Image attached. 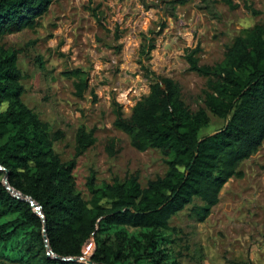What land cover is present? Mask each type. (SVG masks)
I'll return each instance as SVG.
<instances>
[{
	"label": "trees",
	"instance_id": "trees-1",
	"mask_svg": "<svg viewBox=\"0 0 264 264\" xmlns=\"http://www.w3.org/2000/svg\"><path fill=\"white\" fill-rule=\"evenodd\" d=\"M53 2L0 0V263L88 264L81 258L93 241L94 264H180L171 219L193 205L194 219L206 221L225 185L244 177L240 166L264 142V25L237 37L215 65L200 64L199 48L186 49L190 70L206 79L204 106L195 112L173 79L146 65L155 40L145 38L139 65L150 92L129 116L114 99V126L130 136L137 151L157 149L169 158L167 171L145 188L137 176L97 187L91 175V196L85 199L74 171L77 159L95 144L94 132L80 127L74 159L62 161L55 145L64 132L25 103L19 51L1 44L6 35L35 28ZM224 2L238 8L233 0ZM65 75L75 78L76 95L83 98L87 74L77 69ZM210 114L224 125L200 136ZM115 146L111 140V155Z\"/></svg>",
	"mask_w": 264,
	"mask_h": 264
},
{
	"label": "rangeland",
	"instance_id": "rangeland-1",
	"mask_svg": "<svg viewBox=\"0 0 264 264\" xmlns=\"http://www.w3.org/2000/svg\"><path fill=\"white\" fill-rule=\"evenodd\" d=\"M233 2L237 9L224 0H54L35 28L2 39L6 48L19 51L25 103L65 134L55 145L62 161L74 159L80 127L94 132L95 144L77 159L74 171L77 191L85 199L91 196V175L97 187L137 176L143 188L164 176L169 158L157 149L132 147L130 136L114 126L113 100L129 116L149 94L139 65L147 38L155 40V49L146 65L173 79L192 111L202 108L206 79L190 70L186 49L199 48L200 64L215 65L237 37L264 25V0ZM77 69L89 80L83 98L76 95L75 78L65 75ZM223 125L210 114L200 136ZM111 140H116L113 155ZM240 170L244 177L225 185L206 221L194 219L193 205L171 219L180 264H264V142ZM94 248L93 241L85 246V261Z\"/></svg>",
	"mask_w": 264,
	"mask_h": 264
},
{
	"label": "water",
	"instance_id": "water-1",
	"mask_svg": "<svg viewBox=\"0 0 264 264\" xmlns=\"http://www.w3.org/2000/svg\"><path fill=\"white\" fill-rule=\"evenodd\" d=\"M32 205L34 206L36 212H37L38 214L41 215L40 207L37 206V205H35L33 202H32ZM81 260H84V261H85V259H83V257L81 258ZM85 262H87L88 264H94V263H93L92 261H90V260H89V261H85Z\"/></svg>",
	"mask_w": 264,
	"mask_h": 264
},
{
	"label": "built area",
	"instance_id": "built-area-1",
	"mask_svg": "<svg viewBox=\"0 0 264 264\" xmlns=\"http://www.w3.org/2000/svg\"><path fill=\"white\" fill-rule=\"evenodd\" d=\"M48 254H50V253L48 252Z\"/></svg>",
	"mask_w": 264,
	"mask_h": 264
}]
</instances>
